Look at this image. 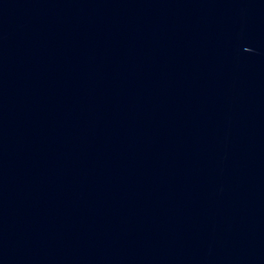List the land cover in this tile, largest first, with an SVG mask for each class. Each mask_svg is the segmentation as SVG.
<instances>
[{
  "label": "water",
  "instance_id": "obj_1",
  "mask_svg": "<svg viewBox=\"0 0 264 264\" xmlns=\"http://www.w3.org/2000/svg\"><path fill=\"white\" fill-rule=\"evenodd\" d=\"M0 264H264V0H0Z\"/></svg>",
  "mask_w": 264,
  "mask_h": 264
}]
</instances>
